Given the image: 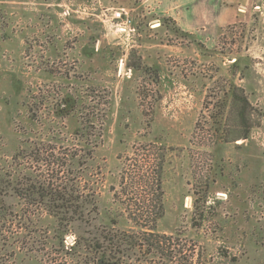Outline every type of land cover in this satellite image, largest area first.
Segmentation results:
<instances>
[{"label": "rangeland", "instance_id": "1", "mask_svg": "<svg viewBox=\"0 0 264 264\" xmlns=\"http://www.w3.org/2000/svg\"><path fill=\"white\" fill-rule=\"evenodd\" d=\"M157 2L0 0V264H93L65 256L54 218L10 190L42 174L14 159L34 147L85 160L75 174L98 213L81 234L135 229L129 213L154 212L161 180L155 231L180 259L128 252L124 264H186L192 244L209 264H264V0L192 34ZM122 7L132 33L112 17ZM67 95L77 108L57 117Z\"/></svg>", "mask_w": 264, "mask_h": 264}, {"label": "trees", "instance_id": "2", "mask_svg": "<svg viewBox=\"0 0 264 264\" xmlns=\"http://www.w3.org/2000/svg\"><path fill=\"white\" fill-rule=\"evenodd\" d=\"M76 108V99L67 95L58 103L55 113L57 117L66 118ZM96 108L98 110V107ZM93 117H97L95 110ZM92 121L91 118H88V122L92 123L91 127L94 128ZM88 134L91 135V132L89 131ZM19 158L23 160L32 158L31 161L36 163L38 169H42V174L33 178H29L27 175L22 176L21 180L13 181L10 190L24 202L41 206L49 217L54 218L60 228L59 243L65 256L73 249H79L84 255V261L93 264H124V260L129 257L128 252H132L134 255L137 252H143L146 256L160 255L161 258L166 257L171 261L173 258L180 259L183 250L178 247L179 242L176 244L171 235L166 236L155 231L157 221L164 214L160 179L157 180L156 194L154 193L157 201L154 212L143 211L140 215L134 212L129 213L135 229L123 230L113 224L112 227H103L94 235L92 233L86 235L87 233L78 232L80 226L76 223L85 222L88 224L95 219L92 215L98 213V210L95 206L97 203L95 190H87L82 185L83 175L75 174L77 167L81 169L85 165L82 156L70 154L66 150L60 152L56 149L51 150V154H49L41 147H34L29 152L21 149L14 155L15 161ZM15 171H11V173H15ZM0 191L1 195L6 196L8 189ZM149 222L151 223L149 224ZM72 231L77 235L76 242L67 249L65 239ZM189 251L185 257L186 264H209L208 260L202 261V257H195L196 245L192 244ZM225 257L229 256L225 254ZM64 261L66 258L62 260V262ZM236 261L235 257L230 258L231 264H235ZM179 263L177 262V264Z\"/></svg>", "mask_w": 264, "mask_h": 264}, {"label": "crops", "instance_id": "3", "mask_svg": "<svg viewBox=\"0 0 264 264\" xmlns=\"http://www.w3.org/2000/svg\"><path fill=\"white\" fill-rule=\"evenodd\" d=\"M160 4L159 10L164 17L171 18L178 27L190 34L198 33L204 26H211V22L216 20L220 25H224L225 21H231L238 16L237 4L248 3L250 0H212L218 4V10H214L213 17L206 15V11L202 10L207 7L208 0H157ZM215 9V7H214ZM207 22V24H206Z\"/></svg>", "mask_w": 264, "mask_h": 264}, {"label": "built area", "instance_id": "4", "mask_svg": "<svg viewBox=\"0 0 264 264\" xmlns=\"http://www.w3.org/2000/svg\"><path fill=\"white\" fill-rule=\"evenodd\" d=\"M113 19L117 21V27L119 30L127 31V32H133L134 28L132 27V17L129 13V11L122 7L115 10L112 14ZM76 242V235L69 233L66 236L65 243L66 247L70 248L72 247Z\"/></svg>", "mask_w": 264, "mask_h": 264}]
</instances>
